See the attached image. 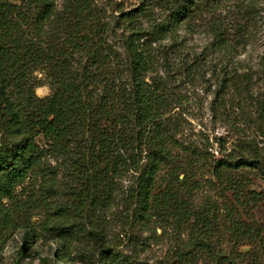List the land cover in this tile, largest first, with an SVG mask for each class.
Returning <instances> with one entry per match:
<instances>
[{
  "label": "trees",
  "instance_id": "obj_1",
  "mask_svg": "<svg viewBox=\"0 0 264 264\" xmlns=\"http://www.w3.org/2000/svg\"><path fill=\"white\" fill-rule=\"evenodd\" d=\"M173 1L157 5L167 27L205 3ZM108 11L95 0H0V121L19 137L0 149V200L37 178L51 192L61 179L68 196L59 208L75 207V219L43 229L87 237L101 264H137L83 223L110 205L129 206L135 223L174 232L173 242H182L170 264H238L237 248L254 239L241 218L264 198L250 189L252 177L264 179V156L243 142L236 154L212 160L180 140L173 68L153 47L167 27L144 28L151 12L143 6L118 17ZM43 86L50 94L39 98ZM219 220L231 232L229 252L215 249Z\"/></svg>",
  "mask_w": 264,
  "mask_h": 264
},
{
  "label": "rangeland",
  "instance_id": "obj_2",
  "mask_svg": "<svg viewBox=\"0 0 264 264\" xmlns=\"http://www.w3.org/2000/svg\"><path fill=\"white\" fill-rule=\"evenodd\" d=\"M169 1L175 3L95 0L116 17L142 6L149 8L151 20L143 23L147 29L155 24L168 26V13L157 5L167 7ZM196 12L189 20L167 27L153 46L160 45L173 68L170 76L179 99L172 115L178 137L212 160L234 150L236 154L243 142L264 156V0H205ZM35 94L43 98L50 90L43 86ZM11 137L0 121V149L6 140L19 139ZM49 163L58 168L54 161ZM251 181L250 189L264 197V179L258 176ZM64 184L59 179L49 192L45 189L48 183L37 178L29 185L24 183L13 197L0 200V264H101L87 237L65 239L43 229L75 219V207L59 208L65 206L68 196ZM129 209L110 205L99 220L83 223L103 230L112 249L131 263L170 264L169 258L182 240L174 243V232L164 233L157 224L135 223ZM241 221L254 239L237 248L243 253L237 263L264 264V237H257L264 233V198ZM221 223L213 224L215 249L229 252L234 245L227 239L231 232Z\"/></svg>",
  "mask_w": 264,
  "mask_h": 264
}]
</instances>
